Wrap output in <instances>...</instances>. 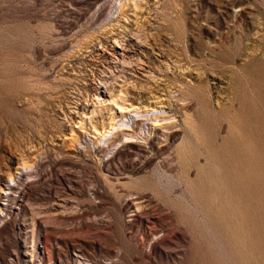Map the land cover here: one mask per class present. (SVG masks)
Returning a JSON list of instances; mask_svg holds the SVG:
<instances>
[{"label":"rangeland","instance_id":"obj_1","mask_svg":"<svg viewBox=\"0 0 264 264\" xmlns=\"http://www.w3.org/2000/svg\"><path fill=\"white\" fill-rule=\"evenodd\" d=\"M0 264H264V0H0Z\"/></svg>","mask_w":264,"mask_h":264},{"label":"bare ground","instance_id":"obj_2","mask_svg":"<svg viewBox=\"0 0 264 264\" xmlns=\"http://www.w3.org/2000/svg\"><path fill=\"white\" fill-rule=\"evenodd\" d=\"M136 117H138L140 115V112L136 111ZM166 118H159L156 117L153 119L151 118L150 121H161V120H165ZM113 122L114 124L111 125L110 129L108 131H100L98 130L96 127H93L94 133L96 135H101L103 138L105 139H111V141H115L116 138H120L121 140H123V144L126 146H129L130 148H134L136 149L135 146H133L134 143H136V140H132L134 138H136V134L134 133V125L137 123L138 118L132 117V116H128V115H121L119 118L117 117H113ZM144 140H147V138H143ZM182 150L184 151V153L189 151V146L184 144V146L182 147ZM187 155V154H186ZM181 157V156H180ZM29 165V164H28ZM31 167V166H30ZM27 167H25L26 169ZM30 169V168H29ZM141 182L137 181L135 183V185H140ZM138 188V187H137ZM139 189V188H138ZM144 197V196H143ZM127 204L134 210H132V215H136L137 213H139L142 210V196H137L133 193H129L127 195ZM144 200V199H143ZM143 211V210H142Z\"/></svg>","mask_w":264,"mask_h":264}]
</instances>
